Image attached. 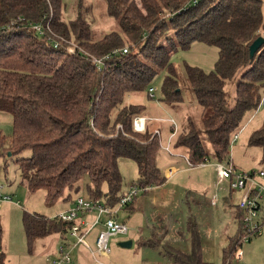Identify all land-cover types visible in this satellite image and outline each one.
Segmentation results:
<instances>
[{"label":"trees","instance_id":"obj_1","mask_svg":"<svg viewBox=\"0 0 264 264\" xmlns=\"http://www.w3.org/2000/svg\"><path fill=\"white\" fill-rule=\"evenodd\" d=\"M138 1L0 0V113L12 123L9 137L0 133V157L12 159L27 191L42 190L48 204L64 190L77 191L86 175L84 199L113 207L122 182L119 159L134 162L138 189L164 182L155 164L159 133L149 128L155 118L146 120L143 131L133 130V118L145 116L146 109L125 96L145 92L154 100L147 87L161 77L160 101L177 108L182 88L170 57L192 43L214 46L217 55L208 71L184 65L201 115L197 126L186 118L173 146L186 149L190 163L207 156L228 162L244 116L264 98V0ZM95 5L102 7L97 15ZM96 16L102 17L99 24ZM257 37L263 42L249 57L248 47ZM69 43L75 45L72 52L66 50ZM229 83L232 89L226 88ZM247 145L260 149L264 164V120L248 135ZM239 218L237 234L221 250V264H232L240 243ZM21 221L31 249L42 237L67 233L72 224L25 211ZM187 224L189 251L168 247L165 255L171 264H212L201 257L193 222Z\"/></svg>","mask_w":264,"mask_h":264},{"label":"rangeland","instance_id":"obj_2","mask_svg":"<svg viewBox=\"0 0 264 264\" xmlns=\"http://www.w3.org/2000/svg\"><path fill=\"white\" fill-rule=\"evenodd\" d=\"M88 1L92 4L97 2V0ZM101 11V5L94 6L95 15ZM96 18L99 24L102 17L96 16ZM103 22H105L103 27H106L108 22L105 20ZM112 23L110 19L109 25ZM216 55L217 51L214 46L196 42L192 43L188 49L178 50L171 55L170 61L176 68L177 78L182 88V102L177 108H169L160 101L161 77L152 83L156 89L154 100L148 99L145 92L126 94V101L145 106L144 114L147 117L174 120L175 130H171L173 126L164 120H153L149 124V128L151 131H159L160 147L157 151L155 164L160 173L164 177L166 165L174 167L177 173L161 189L147 190L143 193L136 187L138 194L134 198L135 206L132 211L123 209L118 214V220L125 223L128 231L126 234L108 238L107 246L110 252L109 257L104 261L105 264H171L163 254L164 249L169 247L185 253L189 251L187 224L189 220L193 222L198 234L203 261L221 264L222 248L227 245L230 237L237 234L236 203L241 190L227 188L221 191L223 193L218 196V201L211 203L212 192L220 191L217 190L216 184L215 188L213 186V167L206 165L203 168L189 169L183 160V157H187L186 149L173 146L176 134L186 122V118L192 117V121L196 125V118L201 115V107L197 105L193 93L187 88L184 65L198 66L208 71L212 69ZM228 86H231L232 89L233 84H226L227 89ZM250 115L252 116L250 117ZM263 120L264 98L253 114L249 112L244 116L242 122L246 123L237 139L230 145L228 160L238 170L264 171V164L260 162V149L247 145L248 135L259 128ZM0 133L7 137L11 135L12 123L9 115L0 113ZM166 145L169 146V154L162 150V147ZM118 170L122 182L116 195L120 198L126 195L130 188L135 187L137 170L134 162L129 159H119ZM0 183L4 190L11 195V201L0 207V253L3 254V264H47L45 257H47L46 255L51 256L45 253L44 249L47 248L43 249L42 245L38 244H35L32 249L27 246L21 221L22 212H35L46 217L55 216L66 205L63 198L67 194L70 196L68 200L72 201L77 197L87 198V176L80 179V187L77 191L64 190L61 198L48 204L42 190L33 193L27 191L25 185L20 182V174L12 159L0 157ZM101 190L107 191L106 183L101 184ZM142 193L143 197L140 200ZM99 228L98 225L90 230L93 238V243L90 238L91 245L89 236L86 240L90 250L95 253L94 241ZM66 237L68 236L66 235ZM56 238L50 236L48 240H53L54 245ZM68 239L72 240L71 237ZM123 241H130V246L121 247L119 244ZM147 243H154V246H148ZM115 248H118L120 255L114 254ZM238 251L241 252L240 259L235 256ZM96 256L100 257L97 253ZM232 264H264V231L260 235L251 236L237 246Z\"/></svg>","mask_w":264,"mask_h":264},{"label":"built area","instance_id":"obj_3","mask_svg":"<svg viewBox=\"0 0 264 264\" xmlns=\"http://www.w3.org/2000/svg\"><path fill=\"white\" fill-rule=\"evenodd\" d=\"M31 27L38 33H42V29L37 24H32ZM56 46V44H55ZM75 45L69 43L66 46L68 52L74 50ZM126 48L122 49L125 52ZM97 65L100 64V59L92 58ZM98 69V67H97ZM155 87L150 85L147 87L148 96H154ZM149 117L141 115L133 118L132 128L135 131H143L145 128L146 120ZM154 120H164L170 123L172 126L174 120L171 118L164 119H154ZM175 130V126H173ZM154 133H159L158 130H154ZM235 139V136L232 140ZM169 146L166 145L162 149L168 153ZM186 159V157H185ZM201 165L203 163H200ZM171 168L167 167L168 173L171 172ZM216 174V187L217 190L228 189H240L241 194L239 200L236 204V208L239 210L240 216V242L249 239L251 236L260 235L264 231V183L261 181L264 177L263 170H236V168L230 163H218L214 166ZM225 182L226 186L222 185ZM137 192L136 186L130 188L126 195L119 198L115 204L117 207H121L129 203L133 195ZM11 201V195L3 192V185L0 183V207L5 202ZM114 207H107L98 200H87L82 197H77L70 208L56 215L58 219L63 221H72L69 226V234L75 238V243L82 244L88 248V244L85 240V236L95 224L100 222L102 228L98 231L95 237V251L98 255L106 256L109 252L108 249V238L110 236H115L119 234H125L127 232V227L125 223L120 222L115 218ZM94 211L95 217L90 225L85 222L78 220L79 214H83L86 211ZM104 215V218L100 221L99 217ZM95 253V254H96ZM236 258L241 257V252L236 253ZM70 256L66 249L59 248V257L53 259L52 264H61L69 262Z\"/></svg>","mask_w":264,"mask_h":264},{"label":"crops","instance_id":"obj_4","mask_svg":"<svg viewBox=\"0 0 264 264\" xmlns=\"http://www.w3.org/2000/svg\"><path fill=\"white\" fill-rule=\"evenodd\" d=\"M146 116V115H145ZM166 122V121H165ZM171 130H173V128H171ZM235 140V139H234ZM234 140H231V143H232V141H234ZM230 143V144H231ZM176 148H181V149H183V150H185L183 147H176ZM163 150V149H162ZM186 151V150H185ZM165 153H167L166 151H164ZM167 154H169V153H167ZM183 160H184V162H185V164H186V166L189 168V169H196V168H203V167H205L206 165H211L212 167H213V169H214V166H215V164H218V163H225V161L224 162H218V161H215V160H213V159H211L210 157L208 158V156H207V158H204L202 161H200V162H198V163H196V164H193V163H190L189 161H188V159L186 158L185 159V157H183ZM227 162V161H226ZM228 162H230L229 160H228ZM200 163H203L202 165L200 164ZM171 166V165H170ZM169 165H166L165 167H164V182L163 183H161V184H159V185H153V186H149V187H146L145 189H143L142 190V192L143 193H145V192H147V190H155V189H161L170 179H172L175 175H176V173H177V170L174 168V167H170ZM167 167H170L172 170H171V172L170 173H168V171H167ZM235 167V166H234ZM236 168V167H235ZM236 170H238L237 168H236ZM246 171H248V170H246ZM212 182H213V186H214V188H215V182H216V174H215V170H214V178H213V180H212ZM223 186L225 185L226 186V184H225V182L222 184ZM225 189H227V186L225 187ZM213 190V189H212ZM215 191V190H214ZM213 191V192H214ZM221 191H224L223 189L222 190H220V191H216V192H214V193H216V194H214L213 192H212V197H211V203H213V201L214 202H216V201H218L217 199H218V196L220 195V194H222L223 192H221ZM3 192L4 193H7V191H5L4 190V188H3ZM143 193L142 194H140V200H141V198L143 197ZM8 194V193H7ZM137 194H138V190H137V192L133 195V197H132V199H131V201L129 202V203H127V204H125V205H123V206H121V207H117L116 205H114L113 207V209H115V218L118 220V214H119V212L120 211H122L123 209H129L130 211H132V209H133V206H135V200H134V198L137 196ZM217 196V197H216ZM101 200H103V199H101ZM8 202H5V203H3V204H7ZM65 203H66V205L61 209V210H59L58 212L60 213V212H63V211H65L66 209H68V208H70L71 207V205H72V203H73V201L72 200H65ZM138 203H140V202H138ZM141 203H142V201H141ZM2 204V205H3ZM10 204V203H9ZM237 204V203H236ZM1 205V206H2ZM238 210V209H237ZM236 210V216H237V214H239V212ZM57 215V214H56ZM95 217V212L94 211H92V210H90V211H86V212H84L82 215H80L79 216V218H78V220H81V221H83V222H85V223H87L88 225H90L91 224V222L93 221V218ZM104 218V215H101L100 217H99V219H100V221L102 220ZM188 222V221H187ZM100 222H98L97 224H95L93 227H95V226H98L99 225V230L102 228V225L100 226V224H99ZM92 227V228H93ZM91 228V229H92ZM90 229V230H91ZM98 230V231H99ZM128 231V230H127ZM127 233V232H126ZM125 233V234H126ZM66 235L68 236V237H66ZM50 236H53V237H57L56 239H55V244L53 245V240H48V238L50 237ZM88 236H89V244L91 245V242L93 243V238H92V234H90V231L86 234V236H85V240H87V238H88ZM69 237H71V239L72 240H69L68 238ZM90 238H91V242H90ZM52 239V238H51ZM43 241V242H42ZM42 243V244H41ZM88 243V242H87ZM240 243H242V242H240ZM240 243H239V245H240ZM35 244H38V245H42L41 247H43V249L44 248H47V249H44L45 250V253L46 254H49V255H51V256H48V255H46L47 257H45L46 259V263L47 264H52V260L53 259H56V258H58L59 257V248H63V249H66L67 251H68V253H69V256H70V260H69V262H66V263H61V264H105V260L109 257L108 256V254H109V252H108V254L106 255V256H102V255H100V257H97L96 256V254H95V252H93V251H91L90 250V247H89V245H88V248H86L85 246H83L82 244H79V243H75V238L73 237V236H71L70 234H69V232L67 231V233H65V234H58V233H53V234H50V235H47V236H45V237H42V238H40V239H38L36 242H35ZM148 244V246H150L151 244H154V243H147ZM49 248V249H48ZM116 250H115V252H114V254H116V255H120V252H119V250H118V248H115ZM165 250V249H164ZM54 254V255H53ZM164 255H165V251H164V253H163ZM53 255V256H52ZM99 256V255H98ZM166 256V255H165ZM167 257V256H166ZM100 258V259H99ZM168 258V257H167ZM169 259V258H168ZM240 259V258H239Z\"/></svg>","mask_w":264,"mask_h":264},{"label":"water","instance_id":"obj_5","mask_svg":"<svg viewBox=\"0 0 264 264\" xmlns=\"http://www.w3.org/2000/svg\"><path fill=\"white\" fill-rule=\"evenodd\" d=\"M263 38L262 37H257L255 38L249 45L248 47V55L251 57L255 50L262 44ZM121 247H129L130 246V241H123L119 244Z\"/></svg>","mask_w":264,"mask_h":264}]
</instances>
